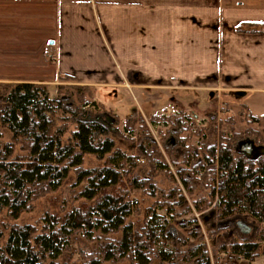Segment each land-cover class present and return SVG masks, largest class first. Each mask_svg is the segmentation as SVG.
Returning a JSON list of instances; mask_svg holds the SVG:
<instances>
[{"label": "crops", "instance_id": "1", "mask_svg": "<svg viewBox=\"0 0 264 264\" xmlns=\"http://www.w3.org/2000/svg\"><path fill=\"white\" fill-rule=\"evenodd\" d=\"M65 75L140 106L202 92L261 117L264 0H0V81Z\"/></svg>", "mask_w": 264, "mask_h": 264}, {"label": "trees", "instance_id": "2", "mask_svg": "<svg viewBox=\"0 0 264 264\" xmlns=\"http://www.w3.org/2000/svg\"><path fill=\"white\" fill-rule=\"evenodd\" d=\"M89 87L73 86L71 102L81 104L72 107L65 98L52 94L48 84L0 82V214L7 211L13 218L20 217L37 196L57 189L72 171L78 172L81 181L87 180L82 197L97 198L93 208L87 211L73 209L63 219L48 214L40 231L31 224H14L6 238L5 231L0 228V264H58L57 259L68 249L73 236L82 230L103 234L122 232L119 240L108 242L104 250L91 254L85 264H102V254L104 260L131 258L136 264H152L155 257L162 264L172 260L173 252L165 247L157 248L161 238L163 241L168 238L164 216L150 210L148 221L140 233L132 222H127L133 213L130 189L106 191L121 183L123 174L130 170L123 171L126 165L133 168L139 163L116 146L110 136V125L84 108L82 102L91 92ZM134 116L126 119L125 128L130 132L135 129V126H130L131 121L138 120ZM251 119L256 123L264 122V115L251 114ZM151 120L155 122L153 118ZM71 121L76 123V127L65 139L68 122ZM166 123L177 133L189 130L193 124L183 112L175 118H168ZM3 128L11 133V140L3 141ZM141 137L140 152L151 162L153 171L159 167L167 168L157 143L146 128ZM258 139L264 143L263 137ZM17 147L25 152L24 156L16 154ZM209 149L196 167L207 187L212 188L213 199L219 195V205L223 208L219 219L248 215L264 224V155L251 161L233 151L231 144H221L219 151L213 145ZM88 154L99 159L107 157L106 165L96 170L83 169ZM152 173L147 178L134 177L130 184L133 188L150 187L151 195H155ZM217 173L221 174L218 192L214 185L211 186V179ZM189 177L193 178L188 174ZM188 178L183 176L185 185L190 187ZM165 206L172 214L169 202L161 204L160 209ZM197 206L201 209L199 204ZM242 237L233 240L227 248L232 254L248 260L256 258L262 243ZM261 239L264 241V235ZM188 252L193 264H212L206 246L197 245Z\"/></svg>", "mask_w": 264, "mask_h": 264}, {"label": "rangeland", "instance_id": "3", "mask_svg": "<svg viewBox=\"0 0 264 264\" xmlns=\"http://www.w3.org/2000/svg\"><path fill=\"white\" fill-rule=\"evenodd\" d=\"M48 85L51 93L65 98L69 106L75 107L76 104H81L80 102L74 104L70 98L73 86L85 85L77 79L63 76L56 83ZM89 89L91 92L85 95L82 102L84 108L89 110L92 116L107 122L110 125V136L115 140L116 146L123 153L133 156L139 163L133 168L126 165L123 171L130 170L123 174L121 183L116 188H108L106 191L112 193L113 190L118 192V189H130L129 198L133 202V213L127 222H132L140 233L143 232V226L148 221L150 210L154 209L159 215L164 216L163 223L166 224L168 238L166 241L161 238L157 248L165 247L174 253L171 256L172 260L164 264H193L194 262L188 257V251L197 245L206 246L212 264H264V241L261 239L264 235V224L258 223L248 215H233L227 219H219L223 211L219 205V195L216 194V198L213 199L212 188L207 187L202 173L197 172L198 167H196L209 153L211 145L219 151L221 144H231L233 151L236 152L240 141L251 139L257 145L264 146V143L258 139L259 136L264 138V122H253L251 112L244 104L238 99L231 100L224 97L223 94L214 96L210 93L193 92L187 95L185 109L171 106L169 110H163L167 107L166 102L151 104L150 101H142L140 106V102L134 101L132 94L125 97L126 95L118 90L100 89L95 92L92 86ZM179 95L177 100L182 98L181 94ZM135 96L138 98V95ZM252 99L255 111H264V97ZM179 112L189 116L190 121L193 122L189 130L181 133H177L166 123L168 118H175ZM131 115L138 118L137 121H131L130 126H135L133 132L125 128L126 119ZM108 118H111L110 121ZM152 118L155 122H152ZM68 126L65 139L69 137V132L75 129L76 123L68 122ZM145 128L157 143L167 168L159 167L158 170L153 171L151 162L140 152L139 142ZM2 132L4 142L11 140V133L7 129L3 128ZM16 154L24 156L25 152L17 147ZM106 159L107 157L99 159L95 155L88 154L85 156L83 169H101L106 165ZM151 172L156 189L155 195H151L150 187H132L130 182L134 177L147 178L150 177ZM188 174L193 178H188ZM220 175L217 173L216 177L211 179V186L214 185L217 192L221 184ZM183 176L190 179V187L185 185ZM86 185L87 180L81 181L78 172L72 171L57 189L37 196L20 217L13 218L7 211L2 212L0 228L5 231L7 238L8 231L14 224H31L40 231L48 214L63 219L73 209L87 211L96 205L97 198L91 200L82 197L81 192ZM166 202L172 206V214L167 211L168 206L160 209L161 204ZM197 204L201 209H198ZM189 220L192 222L190 223ZM86 232L82 230L73 236L68 249L57 259L58 264H85L91 254L99 253L104 250L108 242L119 240L122 236L121 231L110 234H103L100 231ZM242 236L250 241L262 243L256 258L248 260L232 254L227 248L233 240L243 239ZM101 259L102 264H136L131 258L118 257L104 260V254L101 255ZM152 264H162V261L155 257Z\"/></svg>", "mask_w": 264, "mask_h": 264}, {"label": "water", "instance_id": "4", "mask_svg": "<svg viewBox=\"0 0 264 264\" xmlns=\"http://www.w3.org/2000/svg\"><path fill=\"white\" fill-rule=\"evenodd\" d=\"M236 152L253 161L264 155V146L257 145L251 139H244L237 144Z\"/></svg>", "mask_w": 264, "mask_h": 264}]
</instances>
